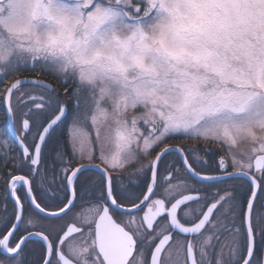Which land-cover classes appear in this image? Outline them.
Instances as JSON below:
<instances>
[{
  "label": "snow or ice",
  "instance_id": "snow-or-ice-1",
  "mask_svg": "<svg viewBox=\"0 0 264 264\" xmlns=\"http://www.w3.org/2000/svg\"><path fill=\"white\" fill-rule=\"evenodd\" d=\"M0 109V264H264V0H0Z\"/></svg>",
  "mask_w": 264,
  "mask_h": 264
},
{
  "label": "flooded vegetation",
  "instance_id": "flooded-vegetation-1",
  "mask_svg": "<svg viewBox=\"0 0 264 264\" xmlns=\"http://www.w3.org/2000/svg\"><path fill=\"white\" fill-rule=\"evenodd\" d=\"M25 75H30L31 73H24ZM44 79L48 80L49 82L55 83L53 78L45 74L43 76ZM68 120L71 121V114H69ZM12 129V128H11ZM14 132L13 129L9 130L8 129V121L5 118V114L2 109H0V141H7L9 144L15 146L16 142L13 139ZM173 144L181 143L180 141H172ZM190 145V142L188 141H183L182 146L188 147ZM201 147H208L211 148L213 152L219 151L218 146L216 145H201ZM2 188H0V195H2Z\"/></svg>",
  "mask_w": 264,
  "mask_h": 264
},
{
  "label": "water",
  "instance_id": "water-1",
  "mask_svg": "<svg viewBox=\"0 0 264 264\" xmlns=\"http://www.w3.org/2000/svg\"><path fill=\"white\" fill-rule=\"evenodd\" d=\"M8 129H9V130H12V129H11V126L9 125V123H8Z\"/></svg>",
  "mask_w": 264,
  "mask_h": 264
}]
</instances>
